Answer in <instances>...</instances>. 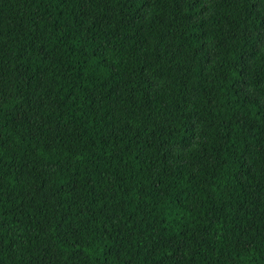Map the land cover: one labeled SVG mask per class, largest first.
Masks as SVG:
<instances>
[{"label":"trees","instance_id":"16d2710c","mask_svg":"<svg viewBox=\"0 0 264 264\" xmlns=\"http://www.w3.org/2000/svg\"><path fill=\"white\" fill-rule=\"evenodd\" d=\"M0 264H264V0H0Z\"/></svg>","mask_w":264,"mask_h":264}]
</instances>
